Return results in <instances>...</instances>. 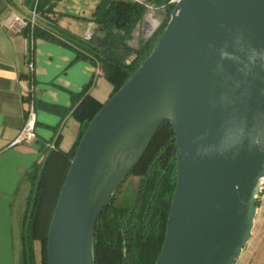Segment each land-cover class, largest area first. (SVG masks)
I'll return each mask as SVG.
<instances>
[{
    "label": "water",
    "instance_id": "1",
    "mask_svg": "<svg viewBox=\"0 0 264 264\" xmlns=\"http://www.w3.org/2000/svg\"><path fill=\"white\" fill-rule=\"evenodd\" d=\"M165 120L176 182L154 264H234L264 185V0L174 4L149 55L77 144L46 264H95L96 219Z\"/></svg>",
    "mask_w": 264,
    "mask_h": 264
},
{
    "label": "trees",
    "instance_id": "2",
    "mask_svg": "<svg viewBox=\"0 0 264 264\" xmlns=\"http://www.w3.org/2000/svg\"><path fill=\"white\" fill-rule=\"evenodd\" d=\"M57 0H36L37 14L46 16L52 12ZM154 7L165 10V18L155 31L139 43L137 48L128 45L132 31L142 19L146 7L127 0H100L92 18L96 28L89 39L78 38L57 26L54 32L38 24L22 28L25 35L44 37L72 48L77 58L86 59L103 66L105 77L113 85L110 97L129 79L146 59L160 37L174 7L169 0H148ZM35 0L30 1L33 8ZM37 22V21H36ZM133 55L127 62L126 59ZM90 80L80 92L72 94L70 111L80 123L74 147L63 152L57 142L43 162L33 167L30 174L33 191L29 198L24 221L23 264H36L34 242L40 244V264H46V242L49 223L59 192L68 170L70 160L89 121L104 103L91 96ZM170 121H163L139 161L98 215L93 236L95 264H154L163 243L166 219L172 193L175 188V144ZM130 176L137 177L134 197L117 202V195ZM259 206V202L256 201Z\"/></svg>",
    "mask_w": 264,
    "mask_h": 264
},
{
    "label": "crops",
    "instance_id": "3",
    "mask_svg": "<svg viewBox=\"0 0 264 264\" xmlns=\"http://www.w3.org/2000/svg\"><path fill=\"white\" fill-rule=\"evenodd\" d=\"M31 0H0V264H23V232L33 167L57 147L68 152L77 140L80 123L72 115V94L92 80L91 96L104 103L113 85L101 63L76 57L75 51L44 37L31 38L6 22L18 15L27 18ZM100 0H57L52 12L37 15L41 28L57 26L85 38L96 24L92 15ZM32 60L33 71L27 63ZM33 87L37 112L36 139L12 145L24 124V92ZM40 245L34 242L36 264ZM246 264V263H245Z\"/></svg>",
    "mask_w": 264,
    "mask_h": 264
},
{
    "label": "rangeland",
    "instance_id": "4",
    "mask_svg": "<svg viewBox=\"0 0 264 264\" xmlns=\"http://www.w3.org/2000/svg\"><path fill=\"white\" fill-rule=\"evenodd\" d=\"M148 9L151 11V13L145 10L143 17L138 24V28H134V30L132 31V36L127 42L128 45L133 48H137L141 41L149 37L148 33L150 31H147V28L152 21L156 22V25L154 27L156 29L165 18V15H162L160 12V10L163 9L162 7H154L150 5L147 10ZM93 32L101 35V32L98 31L97 28H95L92 33ZM132 57L133 55L131 54L126 59V61L128 62ZM137 181V177L134 176H130L127 178L126 182L122 185V188L117 195V202L129 201L134 197L137 187ZM245 263L264 264V203L259 202V206L251 230L250 239L244 246L240 256L234 262V264Z\"/></svg>",
    "mask_w": 264,
    "mask_h": 264
},
{
    "label": "built area",
    "instance_id": "5",
    "mask_svg": "<svg viewBox=\"0 0 264 264\" xmlns=\"http://www.w3.org/2000/svg\"><path fill=\"white\" fill-rule=\"evenodd\" d=\"M132 2H138L143 4L147 8L152 5L148 0H127ZM178 0H169V3L175 4ZM36 0L33 5V8H31L29 15L27 18L20 17L18 15H13L7 22L6 25L13 29V30H22L23 27L26 25H30L31 27L36 23L37 21V12L35 10ZM153 6V5H152ZM140 22V21H139ZM139 22L137 24H139ZM155 31V28H153L148 35H151ZM92 35V32H87L85 35V39H89ZM32 41V37H31ZM28 71L32 73L33 71V63L32 60L27 63ZM24 112H25V120L22 128L17 133L16 137L12 141V145L15 144H21V143H31L36 139V123H37V112L35 107V100H34V94H33V87H30L24 92ZM258 202L264 203V185L262 190L260 191L258 195Z\"/></svg>",
    "mask_w": 264,
    "mask_h": 264
},
{
    "label": "bare ground",
    "instance_id": "6",
    "mask_svg": "<svg viewBox=\"0 0 264 264\" xmlns=\"http://www.w3.org/2000/svg\"><path fill=\"white\" fill-rule=\"evenodd\" d=\"M150 13H151V11L150 10H148ZM150 13H149V15H150ZM152 15V14H151ZM149 20V19H148ZM155 25H156V22L155 21H152L151 23H150V25H149V27L147 28L148 30L147 31H151L154 27H155Z\"/></svg>",
    "mask_w": 264,
    "mask_h": 264
}]
</instances>
